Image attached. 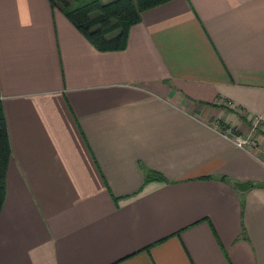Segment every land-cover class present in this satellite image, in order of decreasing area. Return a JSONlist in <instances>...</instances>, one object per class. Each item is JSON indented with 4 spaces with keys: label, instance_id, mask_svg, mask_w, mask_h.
I'll list each match as a JSON object with an SVG mask.
<instances>
[{
    "label": "crops",
    "instance_id": "crops-1",
    "mask_svg": "<svg viewBox=\"0 0 264 264\" xmlns=\"http://www.w3.org/2000/svg\"><path fill=\"white\" fill-rule=\"evenodd\" d=\"M0 99V264H264V153L221 128L264 140V0L167 1L120 51L0 0Z\"/></svg>",
    "mask_w": 264,
    "mask_h": 264
},
{
    "label": "trees",
    "instance_id": "trees-1",
    "mask_svg": "<svg viewBox=\"0 0 264 264\" xmlns=\"http://www.w3.org/2000/svg\"><path fill=\"white\" fill-rule=\"evenodd\" d=\"M99 51L126 48L129 29L141 19V13L170 0H47ZM258 131V129H257ZM236 132V131H235ZM10 141L0 99V209L5 198V181L10 160ZM156 171H146L144 182L161 179ZM221 180L231 183L226 176ZM245 237V232H242Z\"/></svg>",
    "mask_w": 264,
    "mask_h": 264
},
{
    "label": "built area",
    "instance_id": "built-area-1",
    "mask_svg": "<svg viewBox=\"0 0 264 264\" xmlns=\"http://www.w3.org/2000/svg\"><path fill=\"white\" fill-rule=\"evenodd\" d=\"M218 125V123H216ZM262 124V121L259 117H255L252 124V130L258 129V127ZM264 127V125H263ZM222 129L225 130L227 133H231V141L234 145L238 148L242 149H254V150H261L264 153V144H262L261 140L256 137L254 134H238L233 132L231 128H227L221 126ZM252 132V131H251Z\"/></svg>",
    "mask_w": 264,
    "mask_h": 264
},
{
    "label": "water",
    "instance_id": "water-1",
    "mask_svg": "<svg viewBox=\"0 0 264 264\" xmlns=\"http://www.w3.org/2000/svg\"><path fill=\"white\" fill-rule=\"evenodd\" d=\"M231 183L240 192H244L246 189H248L251 186V183L248 181H231ZM256 184L264 187V183H256Z\"/></svg>",
    "mask_w": 264,
    "mask_h": 264
},
{
    "label": "rangeland",
    "instance_id": "rangeland-1",
    "mask_svg": "<svg viewBox=\"0 0 264 264\" xmlns=\"http://www.w3.org/2000/svg\"><path fill=\"white\" fill-rule=\"evenodd\" d=\"M221 126H224V125H221ZM224 127H227V126H224ZM249 134V133H248ZM259 138V137H258ZM260 139V138H259ZM262 144H264V140H262V138L260 139Z\"/></svg>",
    "mask_w": 264,
    "mask_h": 264
}]
</instances>
